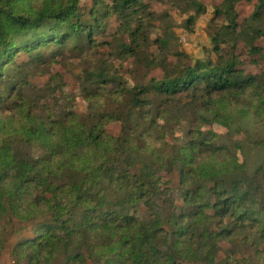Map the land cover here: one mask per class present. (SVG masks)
<instances>
[{
	"label": "trees",
	"instance_id": "16d2710c",
	"mask_svg": "<svg viewBox=\"0 0 264 264\" xmlns=\"http://www.w3.org/2000/svg\"><path fill=\"white\" fill-rule=\"evenodd\" d=\"M152 1L165 0H94L87 13L78 0H0V222L31 233L12 245L14 264H264V54L255 44L264 42V0L241 24L239 0H223L226 24L210 34L215 60L193 65L168 48L172 32L155 41L159 58L145 52ZM170 2L206 11L199 0ZM99 14L117 18L114 40L127 41L117 53L133 59L136 82L106 93L114 81L99 66L81 80L87 114L56 113L47 104L56 88L28 78L48 50L93 46ZM240 42L262 61L258 73L239 68L230 45ZM156 68L161 78L145 82ZM111 123L120 124L118 136L107 132ZM183 124L184 142L167 151L163 140ZM212 125L230 145L205 130ZM174 172L180 210L166 194L164 176ZM140 205L146 222L136 216ZM225 243L237 246L221 254ZM5 245L0 235V255Z\"/></svg>",
	"mask_w": 264,
	"mask_h": 264
},
{
	"label": "rangeland",
	"instance_id": "374dc122",
	"mask_svg": "<svg viewBox=\"0 0 264 264\" xmlns=\"http://www.w3.org/2000/svg\"><path fill=\"white\" fill-rule=\"evenodd\" d=\"M105 3H110L111 0H102ZM205 6V13L196 16L193 10L182 11L176 8L170 0H165L163 2H149L150 11L154 14V18L147 27V34L149 37V44L147 50L145 51L148 55L152 54L154 57H160L157 51V45L155 41L158 38L166 39L165 35L167 32H172L175 39H170L168 48L175 49L172 51L178 55L180 61L187 65H193L197 60H205L211 58L215 60V55L212 51V43L210 40L211 32L216 28L226 24L225 17L219 12L226 11V7L223 5V0H199ZM78 7L81 12H88L92 10L94 6V0H78ZM256 4V0H239L235 5V13L238 19V23L241 24L245 19H247ZM168 16V17H167ZM194 17V25L189 31L184 28L186 20L190 17ZM87 16H85L86 18ZM99 18L98 28L94 34L95 44L85 45V49L81 50L73 47L72 44L65 48H60L58 51L56 49L48 50L44 53V64L34 70L32 76L28 78V81L37 87H43L46 84L52 88H56L54 92L48 99L47 104L55 110L56 113L62 111H71L78 115H86L89 111L88 103L85 101L83 94L80 91L81 80L84 78L87 72L93 71L97 67H105L107 69L109 76L113 78L112 83L107 86V92L114 91L121 88L124 85L132 86L136 82L137 74L134 73L133 59L131 57L123 58V55H118V45L120 40L126 41V37L118 36L119 40H114V36L118 30L119 23L114 15H97ZM171 30V31H169ZM169 38V37H168ZM114 40V41H113ZM263 48L264 54V42L258 40L255 42ZM92 46V47H91ZM225 51L229 49L227 45L222 46ZM231 49H234L236 55L238 56L239 68L246 73H258L263 67V63L259 60L258 64L252 62V57L249 55L248 46L243 43H237L235 46L230 45ZM120 56V57H119ZM18 62H27L28 57L25 54H20L17 57ZM172 55L169 56V60L175 63L178 59ZM256 59V58H255ZM34 66V64H32ZM36 66V65H35ZM150 74L145 79L147 82L150 78L155 80L160 79L162 76V71L159 68L149 71ZM181 99V98H180ZM166 101L165 97L156 99L154 105L158 107L163 101ZM170 102L177 103L179 99L170 98ZM189 100L187 97L183 98V101ZM184 101V102H185ZM109 100L106 101L105 106ZM112 107V106H111ZM187 125L183 124L178 128V132L174 137L167 136L163 142H165V149L170 151L171 145H176L179 142L183 143V140H178L177 136L182 138L183 130H185ZM120 124L111 123L107 126V132L110 135L118 136L120 133ZM205 130H209L213 133L218 143L226 142L230 145V141L225 137V129L219 125H212ZM182 134V135H181ZM179 143V144H181ZM178 144V145H179ZM35 156H38L39 151H35ZM165 180H169L167 188L169 190L167 197L169 201L174 205L177 210L182 208L181 198H180V186L178 173L174 172L170 175H165ZM166 197V199H167ZM161 204V203H160ZM116 211L127 213V208H115ZM137 218L146 222L149 220V214L147 209L140 205L136 213ZM18 226L12 227V225H7L3 220L0 222V235L6 239V245L0 255V264H14V260L11 255L12 245L21 238L30 236V229H23L20 231L17 229ZM20 237H18V235ZM220 246V245H219ZM236 243L222 244L221 251H227L230 248H235ZM245 255L248 254V249L241 248ZM59 264V261L54 263Z\"/></svg>",
	"mask_w": 264,
	"mask_h": 264
}]
</instances>
